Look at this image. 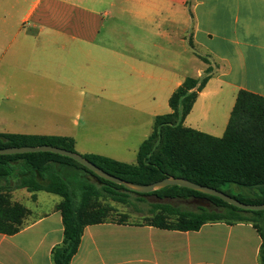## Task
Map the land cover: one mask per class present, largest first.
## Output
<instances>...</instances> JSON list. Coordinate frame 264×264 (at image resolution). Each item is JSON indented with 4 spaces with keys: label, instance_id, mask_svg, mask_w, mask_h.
Wrapping results in <instances>:
<instances>
[{
    "label": "crops",
    "instance_id": "crops-1",
    "mask_svg": "<svg viewBox=\"0 0 264 264\" xmlns=\"http://www.w3.org/2000/svg\"><path fill=\"white\" fill-rule=\"evenodd\" d=\"M208 69L184 126L221 138L241 90L264 96V0H0V118L44 94L48 111L76 105L74 117L104 127L81 135L108 136L97 149L72 137L82 155L137 164L121 158H138L172 94ZM17 190L26 213L20 231L0 233V264H53L63 198ZM261 244L245 222L178 231L107 221L84 229L70 264H260Z\"/></svg>",
    "mask_w": 264,
    "mask_h": 264
},
{
    "label": "trees",
    "instance_id": "trees-1",
    "mask_svg": "<svg viewBox=\"0 0 264 264\" xmlns=\"http://www.w3.org/2000/svg\"><path fill=\"white\" fill-rule=\"evenodd\" d=\"M212 72L208 69L202 78L185 79L172 94L169 101L172 113L156 118L153 133L140 146L137 164L95 154L83 156L109 174L130 182L147 185L167 177L184 178L247 204H264V96L241 90L221 138L184 126ZM42 145L77 152L72 137L0 133V148ZM90 177L114 200L122 201L123 192L142 200L154 197L153 206L158 212L145 224L156 228L197 231L206 223H250L262 240L259 262L264 264V211L242 210L218 197L180 186L136 193L95 175L71 158L51 152L0 155L1 184L7 187L9 180L14 179L17 189L44 190L63 198L58 209L62 214L64 238L52 250L53 264H70L78 252L84 229L107 222L108 209L93 202L98 191ZM227 185L247 190L249 194L257 190L258 194L232 195L224 190ZM7 198V194L0 193V233L13 235L20 231L26 209L11 204ZM175 200L197 205V209L175 206L171 203Z\"/></svg>",
    "mask_w": 264,
    "mask_h": 264
},
{
    "label": "rangeland",
    "instance_id": "rangeland-1",
    "mask_svg": "<svg viewBox=\"0 0 264 264\" xmlns=\"http://www.w3.org/2000/svg\"><path fill=\"white\" fill-rule=\"evenodd\" d=\"M48 96L46 94L42 95V97H37L34 103L30 102V104H22L20 108L16 109V111L10 113L8 117L0 118V132L2 133H19V134H39L42 133L44 135H63V136H71L75 137L78 141L79 145H86L91 149H97V147H103L108 145V141L106 138L108 136L103 135L102 132H96L93 136H88L89 134H82L84 129L88 127L92 129H103L102 120H94L88 117L84 121L79 120L80 118L74 117L76 114L75 106H71L68 110H63V103L57 104L61 106L62 113H54L48 111L47 108H55L53 103H47ZM99 121V122H98ZM91 122V123H90ZM79 126V127H78ZM110 131V130H108ZM40 135V134H39ZM114 145L112 147L121 148L123 145L121 143L112 142ZM135 144V143H134ZM130 145V143H127ZM132 145V144H131ZM139 147V146H137ZM134 150H131V155L125 158H121L128 163H135L137 159V153ZM91 183L96 186L98 191L97 197L93 199V202L96 205H100L106 207L108 209V217L106 221L110 222H120L123 221L125 223H146L148 219L155 213H157V209L154 208L153 203L156 201L154 197H147L143 200L138 196L123 192L124 199L122 201L114 200L108 193L103 190V186L97 181L90 177ZM3 183H0V193L7 194V199L11 204H19L16 201V192L17 190L16 183L14 179L9 180V186L2 187ZM21 189V188H18ZM224 190L227 193H231L232 195H238L239 193L242 195H246V197L252 196L253 193L258 194L257 190H253L248 193L247 190H238L232 185H227ZM80 192H78L79 195ZM42 196H49L50 198H55L56 196L51 194L43 193ZM175 206L182 207L184 209L196 210L197 205H188L182 201H171ZM24 204L33 208L34 205L31 201L26 200ZM42 207L38 210H46L50 203L47 201L45 203H41ZM171 220H175L171 217Z\"/></svg>",
    "mask_w": 264,
    "mask_h": 264
},
{
    "label": "water",
    "instance_id": "water-1",
    "mask_svg": "<svg viewBox=\"0 0 264 264\" xmlns=\"http://www.w3.org/2000/svg\"><path fill=\"white\" fill-rule=\"evenodd\" d=\"M35 152H51L54 154H58L61 156L71 158L75 160L76 162L80 163L81 165H83L84 167L91 170L95 175L107 181L121 185L125 189L136 192V193L146 194V193L160 190V189H163L169 186H180V187L192 189V190H195V191H198V192L210 195V196L218 197L222 199L223 201H225L226 203L231 204L242 210L264 211V204H247V203L241 202L233 198L232 196L220 190L207 187V186H202V185L196 184L184 178L167 177L163 180L154 182L152 184H147V185L130 182L122 178H119L117 176H114L112 174H109L108 172L104 171L103 169L95 165L93 162L88 160L82 154H79L77 152H72L70 150L63 149V148L56 147V146L42 145V146H22V147L0 148V155H15V154L35 153Z\"/></svg>",
    "mask_w": 264,
    "mask_h": 264
}]
</instances>
